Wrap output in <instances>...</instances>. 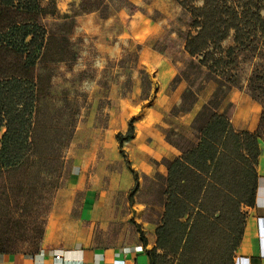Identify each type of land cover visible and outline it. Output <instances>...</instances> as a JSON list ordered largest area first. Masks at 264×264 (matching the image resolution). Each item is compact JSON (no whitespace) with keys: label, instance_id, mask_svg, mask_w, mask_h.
I'll return each instance as SVG.
<instances>
[{"label":"crops","instance_id":"crops-1","mask_svg":"<svg viewBox=\"0 0 264 264\" xmlns=\"http://www.w3.org/2000/svg\"><path fill=\"white\" fill-rule=\"evenodd\" d=\"M119 16L124 22L119 37L129 36L140 44L137 68L149 75L150 83L146 89L143 79L136 76L127 93L116 87L105 97L99 95V85L79 89L84 98L89 91L91 96L78 106L83 111L62 156L67 164L64 178L46 215L41 246L35 251L0 252V264H150L148 251L157 245L156 231L164 212L168 164L183 155L176 137L185 134L187 139L200 141L194 119L208 99L196 100L190 109L174 113L187 85L174 81L178 71L172 59L148 43L160 25L138 13L121 12ZM119 43L100 47L97 42L101 53H89L85 58L77 55L75 70L95 73L103 59L119 56ZM145 90L149 96L142 97ZM240 106L238 103L230 118L235 130L255 132L261 114L252 112L251 106L258 110V102L251 100L247 109ZM243 110V120L237 119ZM130 120L134 134L124 142L123 154L117 134L127 131ZM260 152L255 165V203L242 205L245 224L234 264H264L263 139ZM132 170L139 176L133 202ZM144 194H157L158 198L153 201Z\"/></svg>","mask_w":264,"mask_h":264},{"label":"trees","instance_id":"trees-1","mask_svg":"<svg viewBox=\"0 0 264 264\" xmlns=\"http://www.w3.org/2000/svg\"><path fill=\"white\" fill-rule=\"evenodd\" d=\"M0 2L1 10L14 7L30 16L24 22L11 24L7 31H0V49L5 47L14 58L21 59L16 71L4 73L0 78V173L9 174L27 172L32 165L34 69L44 49L47 31L41 21L43 8L39 0ZM176 2L189 12L194 29L187 36V54L201 57L199 63L211 70L208 80H215L218 88L194 119L200 141L179 140L183 155L168 164L164 212L156 231L157 245L148 255L150 264H234V252L243 237L245 224L242 205L255 203V165L261 154L260 140L264 137V112L255 132L236 131L230 120L232 113L220 112L219 103L213 107V100L222 88L221 74L235 62L236 50L250 47L257 37L264 45V0ZM231 32L235 45L225 49L223 42ZM5 70L13 69L8 66ZM144 73L150 83L149 75ZM182 76H186V71L180 69L174 81H182ZM188 93L187 87L181 104ZM133 134L134 122L130 120L127 131L117 134L121 153L125 154L123 144ZM132 172L135 185L130 192L131 202L139 186V176ZM45 221L46 217L31 251L41 246ZM141 237L147 242L143 234ZM8 251L14 250L0 248V252Z\"/></svg>","mask_w":264,"mask_h":264},{"label":"rangeland","instance_id":"rangeland-1","mask_svg":"<svg viewBox=\"0 0 264 264\" xmlns=\"http://www.w3.org/2000/svg\"><path fill=\"white\" fill-rule=\"evenodd\" d=\"M39 3L43 8L41 21L47 33L44 49L34 69L36 109L30 136L33 143L30 154L32 165L27 172L0 173V248L14 251L35 248L33 242L39 238L41 223L50 210L56 188L63 182V169L67 164L62 156L71 141L75 121L83 111L78 106L82 101L86 104L87 97L91 96L89 91L84 98L79 89L91 90L93 85H99V95L105 97L116 87L127 93L136 76L143 79L145 88L149 84L145 73L137 68L140 44L129 36L119 37L124 25L119 13H138L156 21L160 30L149 38L148 43L170 57L178 73L180 69L186 71L181 80L189 88V93L185 102L173 109L174 113L186 110L194 99L199 102L212 99L218 88L215 80H208L211 70L199 63L201 57L187 54V36L194 29L189 12L183 10L176 0H142L139 4H134L132 0H39ZM1 8L0 31H7L11 24L30 18L14 7ZM234 37L231 32L223 42L225 49L235 45ZM97 42L100 47L120 42L119 56L103 59L96 65L95 73L75 70L77 55L85 58L89 53H101ZM3 49L5 47L0 49V78L4 73L16 71L21 60ZM8 66L13 70H5ZM98 70H101L100 74ZM221 78L222 88L213 100V107H218L219 103L220 112L224 110L233 114L238 103L240 108L247 109L250 108L249 102L255 100L258 110L251 106L252 112L260 111L262 115V39L257 37L250 47L238 48L234 64L225 69ZM147 96L149 92L145 90L142 97ZM244 115L245 110L239 113L237 119L243 120ZM184 135L176 138L185 142L187 138ZM144 196L153 201L158 198L157 194L154 197Z\"/></svg>","mask_w":264,"mask_h":264}]
</instances>
